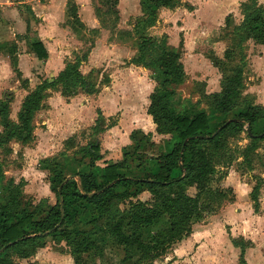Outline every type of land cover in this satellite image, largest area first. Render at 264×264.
<instances>
[{"label": "trees", "instance_id": "trees-1", "mask_svg": "<svg viewBox=\"0 0 264 264\" xmlns=\"http://www.w3.org/2000/svg\"><path fill=\"white\" fill-rule=\"evenodd\" d=\"M97 1L93 12L98 22L102 24L104 16H114L116 22L117 0ZM175 1L138 0L140 13L145 17L143 28L152 25L159 9L172 10ZM256 1L245 0L241 4L243 19L233 29L240 45L246 40L264 44V8L257 6ZM66 14L72 31L84 29L71 0L66 2ZM224 21L227 29L228 19ZM90 31L96 35V30ZM150 42L151 39L144 38L128 64L154 69L158 73V85L148 96L146 114L150 116L157 135L170 137L167 150L147 155L146 146L152 145L150 134L133 130L129 134L131 147L123 149V160L99 168L95 165L100 159L98 147L91 144L80 147L74 152L79 157L73 158L77 162L76 170L66 173V163L51 162L48 184L55 198L52 205L45 200L36 204L30 202L21 192L24 182L6 179L0 165V264H16L15 260L29 259L37 249L44 247L47 240L62 241L68 248L72 263L80 264L82 256L90 252L101 253L95 240L101 234L121 248L123 257L120 264L131 261L129 251L135 253L132 264H152L172 245L189 236L191 221L212 213L224 199L225 191L212 189L210 183L216 164L230 160H225L220 152L223 136L229 131H240L243 124H247L249 144L240 155L249 163L246 157L255 150L256 143L264 140V108L245 103L231 118H227L241 97L243 65L222 67V63L218 67L221 61L231 60L232 54L228 49L223 53V60L211 61L220 72L221 81L220 92L210 95L209 105L223 120L221 125L212 128L204 113L189 109L176 111L171 106L174 89L185 80L180 62L182 39L175 48L165 44L153 48ZM5 47L10 67L20 78L14 56L15 45L5 44ZM30 49L39 61L46 59V52L39 41L31 40ZM150 49H153L154 56H147ZM88 52L71 63H65L52 82L43 81L30 91L20 104L16 123L8 119L12 97L0 100V148L5 147L3 152L6 155L11 153L10 142L28 145L33 141L32 119L41 108L47 89L59 87L65 98L78 90L85 94L95 92L91 78H85L78 72ZM242 60L243 55H240L241 64ZM258 123L262 125L261 137L252 133V128ZM218 128L220 130L215 133ZM70 141L67 143L71 144ZM260 184L254 185L249 193L254 214L259 208L257 195ZM189 188L195 191L192 197L186 194ZM142 191L150 195L151 202H132ZM124 204L126 206L120 209ZM79 222L84 224L83 229L76 227ZM242 254L241 250L239 263L245 264Z\"/></svg>", "mask_w": 264, "mask_h": 264}, {"label": "rangeland", "instance_id": "rangeland-1", "mask_svg": "<svg viewBox=\"0 0 264 264\" xmlns=\"http://www.w3.org/2000/svg\"><path fill=\"white\" fill-rule=\"evenodd\" d=\"M9 1H13V3L15 2V0H0V22H6V20L8 22L10 21V15L13 14L12 10L14 8L13 6H10L8 4L10 3ZM36 1H39L42 4H45L47 2V0ZM97 2V0H91L92 6ZM244 2L245 0H176L175 6L172 10L159 9L157 11L156 19L152 23V25L147 28H143L142 24L145 17L140 15L141 13L137 5V0H118L120 12L123 15V25L121 26L122 29L119 30L117 28L116 24H118V19L115 22L114 20L116 19H114V16H104L102 19V24L100 25L102 28L108 29L110 31L109 37L106 42H109V45H120L122 46V49H120L119 51L118 60H114L116 53L114 55L113 53L108 54V58H106V60L110 59V62L107 67L105 66L107 69L104 67L103 69H99L93 72L92 80L94 84L98 86V89H100L101 86L105 84V81L108 80L106 79L108 78L107 76H113V83L115 84V86H117L118 84H122V86L124 87L122 89H119L118 93H114L113 95L119 96V98H121V100H123L125 104L133 102V98L135 96L139 105V107L135 109L137 113L142 116L143 112L145 111V100L147 99L145 88L148 89L149 87H145L143 84L140 85L139 77L143 79L146 78L147 84H150L151 86H154L155 84V86H157L158 73L155 72L154 69H146L144 67L135 66L132 64L129 65L128 62H130V60L135 57L138 44L144 38L151 39V42L149 44H151L153 48L154 46H162V44H165L167 47L175 48L177 47L179 40L182 39L183 52L181 54L180 62L185 73V80L182 84L174 89L175 94L172 98L171 106L176 111L189 109L197 112H202L209 119L210 124H212V128L218 127L223 123V120L211 108V106L209 105V100L210 95L213 92H217L219 90L221 77L217 70L213 68L211 61L217 58H221L222 52L225 49L231 51V60L229 62L221 61L218 67L221 66L222 63V67H232L237 64L243 65V63L241 64L239 62L240 55H244L242 53L243 49L244 51H246V49H250V51L253 50L251 56H253V58H256V50L252 49V43L247 42L245 46H243V44L240 45L237 35L233 31L234 28L240 25L243 19L241 4ZM255 3L257 6H261L258 5L259 3L257 1ZM260 3L264 5V0H260ZM24 6H17L21 9L20 13L25 15L28 20H33V17L26 9L27 7ZM66 17L67 16L63 13V15L58 14L57 17H52V19H55L58 22H62L60 23V26L62 25L65 29H67L68 32H70V34L68 33L66 37L74 36V39L72 41H68L66 39L67 44L73 51L69 56H65L64 61L65 63H71L90 49L91 44H93L95 37L97 36L95 34H92L90 30L84 29H79L75 32H72L74 33L73 35L68 29L70 27L68 25L69 23ZM224 18L228 19L227 29H225L224 27ZM12 44L13 43H10V45ZM0 47L4 53H8L5 47V43H2ZM26 48V43L23 44L22 42H18V45H15L14 53H23ZM109 50H111V47L109 48ZM51 54L53 55V58H51L50 62L52 64V69H50V72L43 71V69H41V64L37 67L32 65L28 66L31 68V75H29V79L32 80L31 84L36 85L38 83H42L43 81L52 80L56 77L57 56L55 52H52ZM100 54V51L96 53V57L98 56L97 59L102 57L105 52H103L102 55ZM147 56H154L153 49H150ZM128 66L129 68H133V66L139 67L138 70L140 71H138L137 73L129 71L127 69ZM122 68L127 70L123 71ZM54 72L55 77H51ZM2 73V69L0 68V76L2 75ZM243 76L245 83L251 85L249 87H251L254 92H256L255 95H257L258 97L264 95L261 87V85L264 83V62H254L253 69L249 64L248 66L245 65ZM1 77H3L4 82L3 84H0L1 99L12 97V94L14 96L16 93H14V91L20 90V88L24 87L22 79L16 76L13 71L8 79L7 77H5V75ZM135 86H141V92H136ZM53 89L49 90L52 92ZM11 90H13V93ZM105 93L112 95L106 91ZM242 94H245V91ZM248 95L249 94L245 96L242 95L238 99L237 107L234 108L233 111H231L227 118H231L238 108L242 107L245 103L250 102ZM17 97H19V94ZM12 110H14V107L12 108ZM121 112V116L118 115L119 113H115L114 115L110 116L108 121L105 120L104 123V125L108 126L110 123H112V120L114 122H118V120L120 119L119 131L116 132V145L114 146V148L110 146L111 150L109 151V153L111 159H115L118 151H122L121 148L124 145L131 147V144H128V142L126 141V133L128 132L129 128H131V124L128 122V120L129 116H131V114L133 113V108L124 107ZM42 119L43 117H38L36 128L39 129V123ZM140 122L142 121L140 120ZM247 129V124H245L241 127L240 131H229L223 136V142L220 148V152L225 160H227V158H230V160L229 162H227L228 164H216L215 174L212 177V181L210 183L212 189L221 192L225 191V197L219 202L217 208L223 205L225 206L222 207L220 211H218L219 209L216 212L213 211V216L216 215V218L213 222V227H215L214 232L216 233L218 230H221V234L223 231V234L225 233L227 236L230 234V227L225 225L224 223L228 222L229 224H233L234 230L231 232L232 237H229V241L232 247H235V249L238 250V257L241 250L243 253L244 249L249 244V241H252L258 248H261L264 251V213L262 214L259 211L255 215L249 213L246 204H249L248 206L250 209L251 202H249L250 200H248V198L246 199L245 191L242 190L240 195L243 198H241V201L238 202L237 206V210L241 211L242 213L241 217L236 223L231 222V218L233 216L231 217L230 214L236 213L233 210L236 207L235 205H233V203L231 205H228V203L232 202L233 200V194L231 193L230 189H225L228 188V185L236 183L239 179L245 183H248L251 189L258 182H261L260 187L263 186L264 140L256 143L257 145L255 150L252 151L248 157H246L247 159L245 160L249 161V163L243 161L244 159L240 155L241 150L249 144V140L247 138ZM94 132V130L90 131L88 129L85 131L80 130L77 135L78 142L82 145H92L90 138ZM252 133L255 135L262 133L261 123H258L255 127L252 128ZM151 136L152 137L150 141L153 142L151 147L149 145L146 146L147 148L145 147L147 149V155H153L167 150V144L170 141L169 136L160 137L154 134H151ZM101 139L102 135L100 136V140ZM48 142L50 143V152H53V155H56L57 139H50L48 140ZM8 147L12 148V154L10 153L11 155H6L3 152L5 150V147L0 148V165L2 166L4 176L6 179L13 178V181L17 183L19 180H22L19 177L21 170H17L19 169L17 167L25 164L26 168L23 173V178L27 180V182H24L23 196L25 198H28L29 201L33 204H36V201L39 198L47 195L51 162L57 159V157L53 156L45 158L39 155L35 156L32 152L28 153L29 157L24 155L21 156L22 150L20 151L18 146L9 143ZM31 147L32 145L30 144L28 148ZM69 158L73 162H75V159L73 158L79 157L77 156V154H72V157ZM215 160L217 162L218 157ZM73 166L74 168H76L77 164L74 163L70 167L72 168ZM69 169L70 168L65 169V172L69 173ZM220 186H222V188ZM187 193L189 195H192L193 191L188 190ZM50 197L51 199L48 202L52 204L54 202V197L52 194H50ZM147 198L148 197L145 194L140 195L141 200H146ZM257 198L262 199L264 202V187L262 188L260 195L258 192ZM125 206L126 205L124 204L119 208L122 209ZM212 213H207L205 215V218L208 216L211 217ZM211 223L212 222H210V224ZM76 227L78 229H83L84 224L82 222H79ZM247 237L249 240L247 239ZM104 241L105 239H102V243H104ZM45 244L46 246L44 250L33 257V260H35L36 264H72L71 259L67 255L68 248L62 241L56 243L51 240H47ZM176 244L172 245L170 249H168L164 253V258L162 257L154 261L152 264H189L188 262L191 259L189 258V256H187L188 252H180L178 255H176V257H174L175 255H173L172 249ZM223 250H225V248H223ZM187 251H189V248ZM222 252L225 254L224 251ZM129 253L131 254V261L126 262L125 264H132V262H134V251H129ZM122 257V250L110 248L107 243H105L100 254L90 252L86 256H82L80 264H120L119 261ZM262 257L264 258V252L262 254ZM228 258L233 257L228 254ZM238 262H240V259H238ZM15 263L25 264V262H18L16 260ZM227 264L232 263L227 262Z\"/></svg>", "mask_w": 264, "mask_h": 264}, {"label": "crops", "instance_id": "crops-1", "mask_svg": "<svg viewBox=\"0 0 264 264\" xmlns=\"http://www.w3.org/2000/svg\"><path fill=\"white\" fill-rule=\"evenodd\" d=\"M69 0H47L45 4L40 3L36 0H15L9 1L8 3L10 6H13V14L10 15V21L6 22L1 21L0 22V45L2 43L10 44L13 43L14 45H18V42H22L23 44H27V48L23 53H14L15 59H16V67L20 74V79H22V83L24 87L20 88V90L14 91L15 95L12 94V101L9 103V111H8V119L12 123H16V115L18 111L20 110V104L23 100V98L32 91L37 85L41 84L38 83L36 85L31 84V79H29V75H31V68L28 67L29 65L32 66H39L41 64V69L43 71L50 72L52 69L51 58L52 52L56 53L57 56V73L62 71V69L65 66V56H69L70 53L72 54L71 47L67 44L66 39L68 41H72L74 36L66 37V35L70 32L67 31L62 25L60 26V23L55 19H52V17H57L58 14L66 15V2ZM74 5L76 6V15L78 18V21L81 23V25L84 27L85 30H96V36L95 40L89 49V52L87 53L86 60L82 62L79 65L78 72L81 76L85 78H91L94 71H97L99 69H103L105 66L110 62L109 60H106L108 58V54L113 53L115 54L114 60H118L119 57V51L122 49V46L120 45H109V42H106L109 37V30L102 28L98 20L94 16L93 12V6L91 4V0H71ZM259 3L258 5H261L262 8H264V5L260 3V0H257ZM24 6L27 7L26 9L29 11V14L33 17V20H28L27 17L20 12V7L17 6ZM138 5V0H137ZM1 7V6H0ZM139 8V5H138ZM117 17H118V24L117 28L121 30V26L123 25V15L120 12V6L117 0ZM140 11V9H139ZM31 12V13H30ZM141 15V14H140ZM67 18V17H66ZM37 21H36V20ZM68 19V18H67ZM55 20V21H54ZM225 20V18H224ZM68 21V20H67ZM52 22V23H51ZM68 28V27H67ZM27 29V30H26ZM71 33L74 32L71 30V28H68ZM74 35V33H72ZM17 36H22L17 37ZM39 41L42 44L43 49L46 52V59L39 61L33 52L30 49V41L31 40ZM105 41V42H104ZM247 42L252 43V49L256 50V58H253L251 56L252 51L250 49H246V51H242L243 55V67H242V76L244 75V66L250 65V67L254 68V62L257 63V61L264 62V44H256L251 40H246L243 43V46ZM53 47V51H52ZM111 47V50L109 48ZM173 48V47H171ZM17 50V48H16ZM249 50V51H248ZM101 52L100 55L105 52V54L102 55L99 59L96 57L97 52ZM222 52L221 58H217L218 60H223V53ZM182 52H183V41H182ZM43 65V66H42ZM104 65V66H103ZM182 65V64H181ZM105 67V68H106ZM112 67V66H110ZM0 68L2 69V75L7 77V79L11 76L12 71L10 69V61L9 56L7 53H4L0 47ZM214 69L217 70V72L220 74L217 68L213 66ZM107 69V68H106ZM129 71H132L134 73H137L139 67L133 66V68H127ZM122 68V70H127ZM141 69V68H140ZM40 71V70H39ZM100 74V73H99ZM51 75V74H50ZM0 76V84H3V77ZM51 77H55V72L52 74ZM108 77V83H105L101 86L100 89H98V86L94 84L95 92L92 94H85L81 91H77L75 94L71 95L70 97H63L60 93L59 87H55V89L52 90V92L47 89L45 91V97L41 103V108L34 114L32 119V126H33V141L30 143L32 145L31 148H28L30 144L28 145H21L17 142H10L12 145L18 146L20 151L22 150L21 156H28V153L32 152L35 156L39 155L41 157H57L55 159L60 164H64L65 168H70V171L76 170L74 166L71 168L70 166L74 163L77 164V162L71 161L69 157H72V154L76 150H78L80 147H86L87 145H82L78 142V133L80 130H94L95 132L92 134L90 141L92 145H96L98 147V155L100 159L95 163L96 166L99 168H103L107 166L108 164H114L121 162L123 160V149L127 147L124 145L121 150L118 151L117 156L115 159L110 158L109 151L111 150L110 146L114 148L117 142V131H119V125H120V119L117 121H113L108 126L104 125L105 120L108 121L111 115H114L115 113H119L118 115L121 116L124 107L133 108V113L131 116H129L128 122L131 124V128H129L128 132L126 133V141L128 144H131L129 140V134L133 130H139L143 134H150V140H151V134L160 136V137H168V135H157L155 133V126L153 125L150 116L146 114V108L148 106V96L153 91V89L156 87L151 86L150 84L146 83V78H140V85H144L145 87H149L146 89L147 99L145 100L144 108L145 111L143 112V115L137 113L136 109L139 107L138 102L136 100V97L134 96L133 102L125 104L119 96H114V93H118L119 89L124 88L122 84H118L115 86L113 83L114 78L113 76H107ZM221 77V74H220ZM244 77V76H243ZM53 80V79H52ZM52 80H48L47 82H52ZM145 81V82H144ZM94 83V82H93ZM243 89L241 90L240 95L245 96L247 94L248 98L250 99L249 105L250 106H260L264 108V95L258 97L255 95L256 92L249 87L251 85L246 84L245 80L243 78L242 81ZM249 87V88H248ZM262 91L264 92V83L261 85ZM137 88V90H136ZM150 89V91H149ZM13 93V90H11ZM108 92L112 95L106 94ZM135 91L141 92V86H135ZM149 91V92H148ZM245 91V94H242ZM249 91V92H246ZM220 92V84H219V90L214 93ZM254 92V93H253ZM4 93V92H3ZM2 93V94H3ZM23 93V94H20ZM19 94V97H17ZM251 95V96H250ZM1 99V98H0ZM15 105V106H13ZM14 107V110L12 108ZM136 108V109H135ZM38 117H43L41 122L39 123V129L36 128L37 125V119ZM88 118V119H87ZM140 120L142 122H140ZM117 122V123H116ZM102 135V139L100 140V136ZM99 136V138H98ZM50 139H57V154L53 155V152H50L49 146L50 143L48 140ZM71 140V144L67 143ZM107 140V142H106ZM153 143V142H151ZM70 145V146H67ZM12 154V148L9 147ZM24 151V152H23ZM10 154V155H11ZM21 170V173L19 175L20 179H22L23 182H27L23 177L24 170L26 168V165H21L20 167H17ZM122 173V171H121ZM233 174V173H231ZM68 178V177H67ZM13 180V178H11ZM24 187V185H23ZM23 187L21 189L22 195H23ZM222 188V186H220ZM230 189L231 193L233 194V200L232 202H229L228 205H235L236 208H234V214H230L231 222L236 223L239 218L241 217V211L237 210L238 202L241 201V198H243L240 193L241 191H245V197L249 200V192L251 187L248 183L243 182L242 180H238L234 184H230L227 186ZM264 187V181L263 186L259 188V195ZM188 190H192L193 194L189 195L187 192ZM49 192V194H48ZM50 194H52L49 190V184H48V190L47 195L39 198L36 202L40 200H45L49 205H52L50 202ZM145 194L147 195L146 200H141L140 195ZM186 194L189 196H193L195 194L194 189L189 188L186 191ZM53 195V194H52ZM54 197V195H53ZM260 197V196H259ZM55 199V198H54ZM136 200L140 202H151V197L146 191H142L139 193V195L132 199V202H135ZM250 202V201H249ZM248 207L249 213L252 215H255L253 213L251 203H250V209L249 204H246ZM258 211L260 213H264V202L262 199H258ZM223 206H220L219 208H216L214 212L220 211ZM226 209V208H225ZM238 211V212H237ZM214 212L211 214V217L208 216L205 218V214H203L202 218L198 220L191 221V233L188 237L181 240L179 243H177L174 248L172 249L174 257L178 255L180 252H188L187 256L191 259L188 263L189 264H227V262L232 264H240L238 262V250L233 248L230 244L229 237L231 236V232L234 230L233 224H229L228 222H225L224 224L229 226L230 234L226 236V234H221V230H218L216 233L214 232L215 227L214 220L216 218V215L213 216ZM210 222H212L210 224ZM101 239V240H99ZM102 239L104 243H102ZM220 239V240H219ZM248 239V237H247ZM97 246L101 248V252L103 250V246L105 243L110 248L113 249H120V247L116 246L113 242L109 241L108 238L105 235H98L95 237ZM99 240V241H98ZM225 240V243H224ZM249 240V239H248ZM247 240V241H248ZM44 247L39 248L35 251L32 257L26 260H16L25 262V264H28L29 262L35 263V260H33V257L36 256L38 253L42 252L45 248ZM189 248V251H187ZM225 248V250H223ZM170 249V248H169ZM224 251L225 254L222 252ZM263 250L261 248H258L255 243L252 241H249V244L246 246V248L243 251L242 260L245 264H264V258L262 257ZM228 254L231 255L233 258H228ZM68 257L71 259L69 254H67ZM225 255V256H224ZM165 255L162 257L164 258ZM161 257V258H162ZM160 259V258H159ZM27 261V262H26ZM72 261V259H71ZM36 264V263H35ZM73 264V263H72Z\"/></svg>", "mask_w": 264, "mask_h": 264}, {"label": "water", "instance_id": "water-1", "mask_svg": "<svg viewBox=\"0 0 264 264\" xmlns=\"http://www.w3.org/2000/svg\"><path fill=\"white\" fill-rule=\"evenodd\" d=\"M219 130H220V128H218V129L215 131V133H217ZM261 136H262V134L258 135L257 137H261Z\"/></svg>", "mask_w": 264, "mask_h": 264}, {"label": "built area", "instance_id": "built-area-1", "mask_svg": "<svg viewBox=\"0 0 264 264\" xmlns=\"http://www.w3.org/2000/svg\"><path fill=\"white\" fill-rule=\"evenodd\" d=\"M243 125H245V124H243ZM243 125H242V126H243ZM244 127H245V126H244Z\"/></svg>", "mask_w": 264, "mask_h": 264}]
</instances>
